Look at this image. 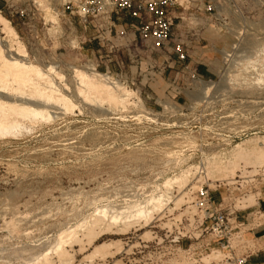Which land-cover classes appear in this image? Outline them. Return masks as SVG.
<instances>
[{
    "label": "rangeland",
    "instance_id": "374dc122",
    "mask_svg": "<svg viewBox=\"0 0 264 264\" xmlns=\"http://www.w3.org/2000/svg\"><path fill=\"white\" fill-rule=\"evenodd\" d=\"M185 2L187 23L207 17L210 40L222 46L213 76L174 88L186 95L179 102L151 96L153 81L117 62V20L102 38L96 21L83 27L47 10L31 19L0 9V88L29 101L0 98L15 104L0 105V264H249L263 248L247 227L263 220L255 203L264 196V0ZM207 4L215 11L203 12ZM108 43L119 51L109 69L119 80L96 53ZM20 54L37 70L21 74L24 82L2 66ZM217 212L230 230L222 238ZM239 212L251 223L240 229Z\"/></svg>",
    "mask_w": 264,
    "mask_h": 264
},
{
    "label": "crops",
    "instance_id": "0c3cea01",
    "mask_svg": "<svg viewBox=\"0 0 264 264\" xmlns=\"http://www.w3.org/2000/svg\"><path fill=\"white\" fill-rule=\"evenodd\" d=\"M8 2L9 0H0V9L5 7ZM180 2L182 4L181 6H175L171 10V15L173 16L172 34L163 48L152 50L141 46L138 44L136 38L134 41V35L129 34L128 37L121 39V44L123 43L120 50L122 53L121 59L118 58V54L116 55L119 51L114 49L109 43L104 46L103 49L96 50L99 62L102 64L104 70L112 69L113 63L111 56H117V62L120 63L126 71L129 70L131 73L138 74V78L141 80L148 79L153 81V83L149 85V94L151 96L160 95L161 97L175 98L177 102L185 98L186 95L184 91H182V95H177V91H175L174 88H177L180 81L184 82L186 78H189L190 73L196 72L204 78L213 76L214 68L221 55L218 47L222 45L218 43L216 35V41L210 40L213 35L211 34L212 29L210 28V24L206 22L207 17L197 25H190L187 23L188 3L185 2V0H180ZM202 10L206 12L204 9ZM134 22V19L125 18L123 21H117L115 25L117 29L124 28L132 30L131 23ZM101 36L106 38L107 31H102ZM203 39L206 40V42L202 41ZM176 43H181L183 45L186 52L184 60H180L174 51V45ZM131 51H133L132 54ZM92 53L94 52L92 51ZM151 54L155 58H150L152 57ZM145 61L146 66L143 69L142 64ZM153 67H155V70ZM262 192L264 193V186L262 187ZM255 204H257L255 213L260 214L263 220L256 226L247 227V238L252 242L264 243V196L259 197ZM247 208H249V206L242 210H246ZM251 213L253 212H247V215ZM241 217H244V215H241L240 212L235 215L237 221L236 226L239 227V229L246 224H251L241 220ZM247 256L249 264H264V245L259 251Z\"/></svg>",
    "mask_w": 264,
    "mask_h": 264
},
{
    "label": "built area",
    "instance_id": "2783aa9c",
    "mask_svg": "<svg viewBox=\"0 0 264 264\" xmlns=\"http://www.w3.org/2000/svg\"><path fill=\"white\" fill-rule=\"evenodd\" d=\"M181 5L180 0H25L19 6L7 4L8 8H11L21 18L28 17L32 19L35 11L42 13L47 10L58 19L62 18L71 22L73 18H76L83 27H86L90 21H96L98 27H105V31L108 33L111 32L113 20L123 21L125 18H131L135 20L134 23H131L132 30L119 29L118 34L121 37L132 34L134 35V41L137 39L139 45L152 50L163 48L169 41L173 26L171 10L173 7ZM204 10L211 13L215 11V6L207 4ZM117 14H121L122 17H114ZM41 18L42 25H46L48 21L45 20L44 16ZM174 51L180 60L185 59L186 52L181 43L174 45ZM105 74L110 79H118L122 76L120 73L112 74L110 70H106ZM189 79L199 85L206 82V79L196 72L190 73ZM198 193V204L207 213L206 218H209L210 197L208 192L206 189L200 188ZM212 218L215 223L214 229L217 231L219 238L225 237L230 230L226 224L224 214L217 212ZM221 245L224 244L221 243ZM237 262L238 264H244L246 257L238 259Z\"/></svg>",
    "mask_w": 264,
    "mask_h": 264
},
{
    "label": "bare ground",
    "instance_id": "6f19581e",
    "mask_svg": "<svg viewBox=\"0 0 264 264\" xmlns=\"http://www.w3.org/2000/svg\"><path fill=\"white\" fill-rule=\"evenodd\" d=\"M4 21H6L5 19H4ZM2 22H3V20H2ZM5 23H7V22H5ZM7 27V26H6ZM7 29V28H6ZM9 29V32L11 31L10 29L11 28H8ZM8 31V30H7ZM13 31V30H12ZM11 34V33H10ZM1 51V50H0ZM17 55V54H16ZM19 56L20 57H24V55H22V54H20V55H18V57H10L9 59L8 58H6L5 56H4V58H2L3 59V61H2V66L4 67V68H7V71H6V69L4 70V71H6V74L7 73H9V70L10 71H12L10 74H11V77H12V80L13 81H20V82H24V77H21L20 75L21 74H27V73H29V72H31V71H37L36 70V68H35V66H33L32 64H30L29 62H27L26 60H24L23 58H19ZM26 57V56H25ZM5 74V75H6ZM110 83H112V82H110ZM89 84V88H92V89H94L96 92H105V96H107V97H109V98H114V96L112 95V92H111V90L110 89H112V88H110V86H107V85H104V83L103 84H98V83H96V82H92L91 80H90V83H88ZM112 84H114V83H112ZM115 87V86H114ZM205 87V86H204ZM49 88H53L51 85L49 86ZM117 88H119V86H117ZM7 89V90H6ZM8 87L7 86H2L1 88H0V98L1 99H6V100H10V101H12L13 103L14 102H20L21 104H27V103H29V101H26V100H22V99H18V98H16V97H10L7 93H8ZM101 94V93H100ZM114 94V93H113ZM104 94H102V96H103ZM115 95V94H114ZM101 96V95H100ZM53 98V96L52 95H50V96H47V100H51ZM0 99V105L2 106V108H6L7 107V111L8 110H10V109H13L14 107H15V104H11V102H7V101H2ZM31 104H33V105H35V106H39V103H31ZM5 114H6V111L5 112H0V127H2V128H4V129H6L7 127H6V125L5 126H2V124H4V122H5V120L3 121V117H5ZM9 114V113H8ZM6 131H7V129H6ZM104 212V211H103ZM146 212H145V210L141 207V208H138V210H137V215H139V216H143L144 214H145ZM138 216V217H139ZM112 219L114 220V219H116V215L115 216H112ZM32 259V258H31ZM41 259V258H40ZM33 260H34V258H33ZM36 260H37V258H36ZM32 261V260H31ZM27 263V262H26Z\"/></svg>",
    "mask_w": 264,
    "mask_h": 264
}]
</instances>
